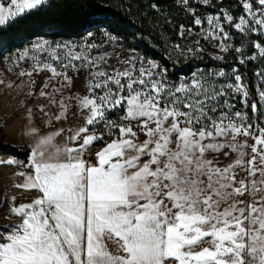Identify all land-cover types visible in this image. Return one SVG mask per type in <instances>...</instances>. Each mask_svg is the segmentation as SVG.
Wrapping results in <instances>:
<instances>
[{
  "label": "snow or ice",
  "instance_id": "snow-or-ice-1",
  "mask_svg": "<svg viewBox=\"0 0 264 264\" xmlns=\"http://www.w3.org/2000/svg\"><path fill=\"white\" fill-rule=\"evenodd\" d=\"M237 2L238 17L221 9L201 18L189 7L192 24L206 21L202 38L221 52L239 54L240 64L264 59V42L254 43L257 51L245 57L226 30L264 37V0ZM47 3H0V29ZM180 28V36L192 34ZM104 36L115 47L117 38ZM100 47L43 39L17 54L15 65L31 62L19 71L30 87L34 74H50L39 96L59 109L54 119L66 118L75 104L74 115L84 123L69 136L82 141L77 146L52 154L38 146L24 165L27 171L18 173L24 183L15 187L39 195L18 206L12 198L6 218L18 221L0 230V264H264V196L252 199L264 192V126L252 120L264 117V71L257 73L259 100L252 102L236 68L193 72L177 83L166 68L134 52L113 65L106 50L94 53ZM80 73L87 94L65 96ZM236 96L252 116L236 110ZM40 112L48 115L43 106ZM99 141L105 146L93 154Z\"/></svg>",
  "mask_w": 264,
  "mask_h": 264
},
{
  "label": "rangeland",
  "instance_id": "rangeland-1",
  "mask_svg": "<svg viewBox=\"0 0 264 264\" xmlns=\"http://www.w3.org/2000/svg\"><path fill=\"white\" fill-rule=\"evenodd\" d=\"M192 3H201L204 6L212 5V0H209V3L205 5L203 0H189V4L186 5L187 9L189 7L193 8L197 15L201 18L209 14H218L221 9L225 11H230L234 17H238L242 14V11L238 14L236 13L237 5L233 7L220 6L216 11H206L204 8L194 6ZM7 5V4H5ZM216 6V4H213ZM206 21L201 26L189 25L184 26L185 29L191 28L192 34L180 36L182 41L178 43H169L168 51L173 55L174 61L178 62L181 58L184 62H188L191 59L196 58L201 53H212L214 55L223 56L224 59L228 60L230 63H236L239 66L244 65L248 66V71L253 70L252 75H249L248 80H246L242 75L241 67H237L239 74L242 77V82L247 86L252 85L258 93V90L261 87V80L257 76V73L264 71V59H256L246 61L245 64H240L239 59L242 58L239 54L229 51L227 53L221 52L219 47H214L213 43L209 40L202 38V29L206 28ZM231 32L233 39L230 41L233 47L243 49L244 56H251L257 50L253 47L254 43H262L261 39L255 38L256 33L251 34L249 37L244 38L240 37L235 33L234 29H226ZM104 33H109L111 36L116 37L114 34L104 30L100 33H91V36L88 34L84 37L78 39H63V40H52L46 37H39L31 42L25 44L20 48L15 55H13L8 61L5 60L0 66V162L7 161L8 159H15L18 161L17 164L7 165L5 163H0V206L3 203L5 198L15 196L17 194H26L28 191L16 188L15 185L23 184L24 177L18 175L21 171H27L24 168V165L28 160L23 159L20 156L14 155L12 150L15 147H19V150L28 149L29 156L32 150L40 146V150L45 151L46 154H52L57 149H63L67 141V127L72 125L82 124L83 119L79 114H75L76 106L73 104L67 114V117L59 121L54 119L55 114H58L59 109L56 106H49L46 99L39 96V91L46 82L47 77L50 75L47 72L34 74L33 79L36 83L34 86L28 84L29 78L27 76L20 77L19 71L29 69L30 61L22 62L19 66L15 65L14 61L16 60L17 54L22 52L23 49L31 46L32 43H35L38 40L46 39L54 43H75L80 44L84 41L89 43H95L101 47L96 51H107L111 59L109 63L115 65L117 63V57L123 58L129 52H134L142 60L145 58L134 49L132 46L125 42H121L117 37L115 42V47L106 43ZM264 39V37H263ZM179 46V47H177ZM194 49L198 51H193L188 53L187 49ZM181 49L184 50L185 54L180 55L179 52ZM148 62H155L159 65H164L160 60L157 59H148ZM197 62L194 63L196 65ZM200 65V64H199ZM167 69L168 77L170 68L168 66L164 67ZM229 67H225V72H228ZM209 70L215 71L213 67H198L194 72H207ZM233 83L234 79L225 80L220 78L219 83ZM52 86H55V82H52ZM51 88L45 89V91H50ZM32 92L34 95H29ZM73 94L84 95L87 94L85 74L80 73L78 78L74 79V89L73 92L65 91V96H71ZM257 99L259 100L258 94ZM238 96L232 100V103L236 105V110L248 111L249 115L252 116L249 109H243L240 103V97ZM257 100V101H258ZM41 106L44 107V111L48 113L47 116L44 113L40 112ZM31 110V115L29 114ZM122 114V113H121ZM111 120H118V116H109ZM253 122L260 123L261 126H264V117L255 116L252 118ZM103 131V129H100ZM57 133H60L57 135ZM48 137H52L51 141L47 145H40L41 140H44ZM143 138V137H141ZM106 141L110 142L111 137H106ZM95 151H99L105 146L104 141L96 142ZM234 155V154H233ZM29 159V157H28ZM229 163L228 160H224V164ZM258 180L259 177H256ZM261 196H264V192H258L252 197L254 200H259ZM15 221L11 222L4 220L0 216V230L4 229L6 225L14 224Z\"/></svg>",
  "mask_w": 264,
  "mask_h": 264
},
{
  "label": "trees",
  "instance_id": "trees-1",
  "mask_svg": "<svg viewBox=\"0 0 264 264\" xmlns=\"http://www.w3.org/2000/svg\"><path fill=\"white\" fill-rule=\"evenodd\" d=\"M8 2L9 0H0V3ZM212 2L216 6L192 4L206 11H216L220 6L233 7L236 4L235 12L239 14L242 11L237 0ZM41 9L18 19L10 27L0 29V66L36 38L78 39L88 33H100L104 30L138 50L145 60H160L170 68L169 75L173 77L194 71L198 68L194 67L195 62H219L215 59L218 55L212 53L199 54L188 62L181 58L175 62L172 53L168 51L169 43L182 41L179 35L180 25H192L184 0H48ZM259 39L264 42L263 37ZM252 72L250 70L244 76L252 75ZM249 92L251 101L257 102V94L252 85H249ZM257 117H260L259 114ZM12 152L28 160V149L19 150V147H15Z\"/></svg>",
  "mask_w": 264,
  "mask_h": 264
},
{
  "label": "crops",
  "instance_id": "crops-1",
  "mask_svg": "<svg viewBox=\"0 0 264 264\" xmlns=\"http://www.w3.org/2000/svg\"><path fill=\"white\" fill-rule=\"evenodd\" d=\"M82 126V124H78V125H72L67 127V141L65 144L66 146H77L78 143L82 142V141H77V142H71L69 141V136L72 134L73 131H75L78 127ZM39 195L38 192H36L35 190H31L28 191V193L26 194H17L15 196H11L8 199L5 198L3 203L0 206V216L4 219V220H8V221H15V223H17L18 218L15 216H11L6 218V214L8 212V209L10 207L12 198L15 197V205H20V204H24V203H30L32 202V200H34L35 198H37ZM110 248H114V246L110 245Z\"/></svg>",
  "mask_w": 264,
  "mask_h": 264
},
{
  "label": "built area",
  "instance_id": "built-area-1",
  "mask_svg": "<svg viewBox=\"0 0 264 264\" xmlns=\"http://www.w3.org/2000/svg\"><path fill=\"white\" fill-rule=\"evenodd\" d=\"M201 54H205V53H201ZM162 67H166V65H161ZM194 67H213L214 69H215V71H218V70H220V69H223L224 71H225V67H229L228 68V72H231V70H232V68H236L237 69V67H241V69H242V75H243V77L246 79V80H248V78H249V75H247L246 77L244 76L245 74L244 73H248L249 71H248V66H244V65H241V66H239L238 64H236V63H230L228 60H226V59H224V60H222L221 62L219 61V62H216V63H209V64H206L205 62H203V63H201L200 65L199 64H197L196 63V65H194ZM195 71V70H194ZM194 71H192V72H190V73H187V74H179L177 77H173V76H170L169 77V79H171V80H173V81H175V82H177V83H179L180 82V80L181 79H185V78H189V77H191V75H192V73L194 72ZM248 91H249V86H248ZM249 99H250V92H249ZM238 100H239V96H238ZM238 100H237V102H238ZM251 100V99H250ZM252 102H254V101H252ZM249 111H250V109H249ZM250 113H251V111H250ZM257 116V115H256ZM255 116H252V118H254ZM95 145H93L92 146V152H93V154L95 153Z\"/></svg>",
  "mask_w": 264,
  "mask_h": 264
}]
</instances>
